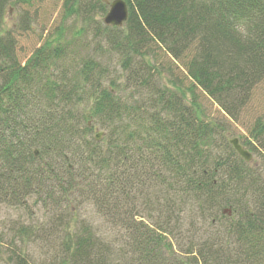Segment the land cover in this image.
Listing matches in <instances>:
<instances>
[{
  "label": "trees",
  "instance_id": "trees-1",
  "mask_svg": "<svg viewBox=\"0 0 264 264\" xmlns=\"http://www.w3.org/2000/svg\"><path fill=\"white\" fill-rule=\"evenodd\" d=\"M30 1L0 0V200L23 206L36 193L58 194L93 202L111 221L141 199L148 215L147 222L134 211L120 217L112 242L83 226L50 264H264L261 167L241 160L228 138L216 146L194 92L239 117L264 84V0H124V28L104 26L122 58V83L93 60L66 67L60 32L18 62L4 15L9 4ZM79 4L65 0L66 15ZM106 8L102 0L87 4ZM156 48L182 63L189 86L156 70ZM91 119L106 127L107 142L90 136ZM250 135L264 158V116ZM222 207L214 228L211 212ZM186 210L202 217L189 228L180 217ZM20 255L11 262L28 264Z\"/></svg>",
  "mask_w": 264,
  "mask_h": 264
},
{
  "label": "rangeland",
  "instance_id": "rangeland-1",
  "mask_svg": "<svg viewBox=\"0 0 264 264\" xmlns=\"http://www.w3.org/2000/svg\"><path fill=\"white\" fill-rule=\"evenodd\" d=\"M95 1L80 0V4H83L82 10L69 16L66 15L65 0H31L28 4H9L4 15V27L15 38L14 51L18 62L25 63L32 52L47 37H56L60 32L61 44L67 41L66 67L69 68L72 64L80 66L85 59L93 60L107 69L108 79L122 83L124 78V70L121 67L122 58L111 49L103 23L108 6L104 13H99L95 9H87V4H94ZM123 28L124 26L119 29ZM152 52L154 67L160 71V74H164L168 78L169 73L167 72L170 71L174 78L182 83L183 87L190 85V80L186 78V72L181 62L173 60L161 49L156 48ZM68 68L67 73L71 71ZM106 80L107 78L104 82ZM194 92L197 95L202 120L213 128L211 135L216 146L218 147L223 139L233 137H237L241 144L244 141L251 142L256 147V151L249 150L252 153L253 169L261 167V175H264L262 149L250 135L256 119L264 116V84H259L254 89L251 99L236 120L228 117L200 89H196ZM82 107L84 112L91 116L86 103H83ZM90 122L94 123L90 136L94 137L96 133L102 132L103 135L97 142H107L106 127L94 119H91ZM32 151L38 152L36 148H33ZM35 156H38V153ZM41 197H46V199L42 201ZM41 197H38L37 193L28 196L24 199L23 206L21 204L20 206L11 205L0 200V264H14L11 259L19 252L21 253L20 257L23 259L25 257L28 264H50L63 248L62 244L83 226H88L90 232H93L104 242H112L116 233L123 230L120 217H124L130 211H134V220L148 221L147 213L142 211L144 205H142L141 199H138L136 208L133 207L134 204L129 205L122 215L116 216L118 218L114 217L110 219L111 221H107L106 219L109 217L103 212H99L97 206L88 200L70 201L67 199L65 201L60 200L58 194L53 196V199L44 195ZM152 208L153 205L150 203V210ZM137 209L139 211L135 213ZM221 210H227V208L212 210L211 214L216 217V220L212 222V218L209 217L206 227L210 221L214 228L220 226L224 221ZM155 215L156 213H150V217H155ZM180 217L183 218L185 228H189L191 224L194 225L197 219L202 218L196 211L189 213V210L182 213ZM171 242L176 246L179 241L171 238ZM113 247H116V244H113Z\"/></svg>",
  "mask_w": 264,
  "mask_h": 264
},
{
  "label": "water",
  "instance_id": "water-1",
  "mask_svg": "<svg viewBox=\"0 0 264 264\" xmlns=\"http://www.w3.org/2000/svg\"><path fill=\"white\" fill-rule=\"evenodd\" d=\"M107 6L108 11L103 17V23L110 27H121L128 18V7L124 0H102ZM103 135L102 132L95 134V140L99 141ZM228 144L235 154L244 162L249 163L252 160V154L238 140L237 137L228 138ZM36 154V152H35Z\"/></svg>",
  "mask_w": 264,
  "mask_h": 264
},
{
  "label": "bare ground",
  "instance_id": "bare-ground-1",
  "mask_svg": "<svg viewBox=\"0 0 264 264\" xmlns=\"http://www.w3.org/2000/svg\"><path fill=\"white\" fill-rule=\"evenodd\" d=\"M35 152H36V154H35V155H37V153H38V152H37V151H34V153H35Z\"/></svg>",
  "mask_w": 264,
  "mask_h": 264
}]
</instances>
